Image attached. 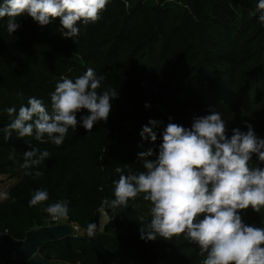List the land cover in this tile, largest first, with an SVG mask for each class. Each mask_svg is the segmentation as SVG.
<instances>
[{
	"label": "trees",
	"instance_id": "1",
	"mask_svg": "<svg viewBox=\"0 0 264 264\" xmlns=\"http://www.w3.org/2000/svg\"><path fill=\"white\" fill-rule=\"evenodd\" d=\"M111 2L112 0H109V3ZM120 2L130 5V15L128 13V18L121 21L125 25L124 29L128 26L134 29L139 22L140 28L149 27L148 34L143 38L145 48L149 52L155 51L156 42L157 45L160 43L163 12L174 8L173 20L176 27L189 25L192 28V35L188 40L190 46L185 52L188 53L193 48L194 56L200 54L199 61L189 66L193 67L190 73L195 72L196 85L208 75L213 77L216 74L218 81L229 83L228 79L222 77L229 73L235 77L233 75L240 71L243 63L250 62L247 71L242 74L243 87L239 92V95L241 93L245 95L244 102L237 107L254 113L255 116H262L264 24L260 23L255 27L259 16L256 11L258 0H126V2L120 0ZM107 7L112 9L109 5ZM138 8L145 16L141 19L142 13L136 21V17L133 18L132 15ZM104 13L107 15V12ZM155 17L156 21L152 20ZM6 20L7 18L0 19V37L1 24ZM252 27H255L254 31L248 34L242 43H238V37L243 38L242 34L245 35ZM198 41L201 42V46ZM207 45H214L216 48H206ZM8 52L11 54L8 55ZM47 59L53 60L50 52L36 48L32 38L26 41H14L10 38L0 40V129L6 127L14 118L8 116L6 109L15 106L18 111L21 105H27L30 97L42 100L45 107L52 110L50 95L55 88L53 84L45 82V79L52 76L54 71L52 62H48ZM209 61L227 63L229 69L217 73L208 68ZM231 83L233 85V81ZM253 85L256 86L254 96L253 93L250 95V88ZM208 87L209 92L210 85ZM251 97L253 106L249 100ZM212 103L209 99L206 107L217 112H228L234 107L220 101L215 103V106ZM116 119L114 126L107 128L93 126L89 132L81 130L78 133H67L60 147L63 151L69 152L61 165H57L51 154L47 159L46 171L32 169L33 172L41 171L43 175L32 176L35 179L34 184L24 195L20 196L16 189L10 188L7 196L0 199V232L15 239H22L27 230L33 225L40 224L47 216L42 210L44 207L63 201L69 208L68 220L76 223L78 232L42 243L37 249V254L41 258L53 264H160V256L147 255L150 249L149 241L141 239V228H146L151 220V203L143 199L144 194L130 199L127 207L106 209L107 220L102 229H97L93 237L86 234L88 223L97 224V211L102 200L114 199L113 181L119 179L115 169L122 168L125 175L137 174L136 169L140 166L131 164L130 158L135 156L133 147L140 141L141 131L137 130L134 123L126 120L120 107ZM14 134L16 133L13 132L12 136ZM33 147L34 141L30 139L5 140L4 133L0 132V174L15 169L19 158L23 159L24 154ZM23 171L25 173L26 170ZM24 173L23 178L26 177ZM38 189L46 190L49 199L42 205L30 206L31 196ZM240 215L246 225L262 227L258 219L259 213L253 212L251 208L241 211ZM1 261L2 264H29L26 261L4 257Z\"/></svg>",
	"mask_w": 264,
	"mask_h": 264
},
{
	"label": "clouds",
	"instance_id": "2",
	"mask_svg": "<svg viewBox=\"0 0 264 264\" xmlns=\"http://www.w3.org/2000/svg\"><path fill=\"white\" fill-rule=\"evenodd\" d=\"M126 2V0H125ZM109 0H2L0 19L7 18V32L11 35L20 25L17 18L27 15L41 27L59 18L64 38L77 37L79 24L96 23ZM258 21L264 24V0H258ZM104 76L88 68L75 80L60 77L51 93V109L42 100L30 97L27 105L6 109L11 122L0 129L5 140L13 132L20 138L32 136L41 143L61 146L69 128L79 124L86 132L98 121H106L110 101L117 97L115 89L98 93ZM148 107V105H145ZM87 115L77 120L76 114ZM157 121H149L140 132L142 139L156 140L153 128ZM247 131L233 129L227 136L225 120L219 112L194 118L191 128L168 123L162 133V143L155 159L148 150L139 154L143 169L137 174H123L117 167L119 179L113 181L114 199H103L99 211L127 207L130 199L140 194L151 203L150 223L141 228V239L164 240L184 236L199 248L205 257L202 264H264V227L249 226L240 212L251 208L260 213L264 208V167L250 162L256 156L264 164V139L258 138L251 124ZM45 136L47 140H45ZM51 156L48 150L32 148L24 154L20 167L25 175L40 177L33 172ZM7 194H5V197ZM49 199L46 190L34 191L30 206L42 205ZM52 220L68 219L69 208L63 201L48 204L42 209ZM98 226L88 223L86 234L95 236Z\"/></svg>",
	"mask_w": 264,
	"mask_h": 264
},
{
	"label": "rangeland",
	"instance_id": "3",
	"mask_svg": "<svg viewBox=\"0 0 264 264\" xmlns=\"http://www.w3.org/2000/svg\"><path fill=\"white\" fill-rule=\"evenodd\" d=\"M107 5L112 9H108L106 6L96 23H90L86 26L79 24L80 33L73 39H66L62 36L59 18L49 25L41 27L32 18L24 15L17 18L16 23L20 27L11 35L7 32V20L1 24L2 36L0 40L10 38L14 41H26L28 38H32L36 48L50 52V57L53 60L47 59V61L52 62L54 73L52 76L47 77L45 82L48 81L51 85L53 84L54 88L60 82V77L75 80V78L83 75L88 68L93 69L98 77L104 76L101 87L97 89L98 93L115 89L117 97L110 101L111 110L107 120L98 121L94 125L95 127L107 128L114 126L117 121L118 107L124 112L126 120L134 123L139 131H142L144 126H150L149 121H157V126L153 128L156 140L152 141L150 138L145 137L134 144L135 156L130 158V163L140 164L136 169L137 173L144 171L143 161L139 159L140 153L151 150L153 156L148 157V159H155L158 155L159 146L162 143V133L168 123L171 122L184 128H191L194 118L206 116L213 111L217 112L213 108L206 107L209 99L214 106L219 101L234 106L231 111L219 112L225 120L226 134L229 138L233 129L246 132V125L251 124L255 135L260 139H264V113L262 116H255L254 113L237 107L244 102L245 95L243 93L239 95V92L240 88L243 87L241 86L242 74H245L250 62L243 63L240 71L233 75L235 77H232L230 73L222 77L228 79L229 83L222 82V80L218 81L216 79L218 74H216L213 77L208 75L196 85L195 72L190 73L193 67L190 68L189 66L199 61L200 54L194 56L192 53L193 48L188 53L185 52L190 46L188 40L192 35V28L189 25L176 27L173 20L175 12L173 7L166 13L163 12L162 17L164 20L160 43L157 45L156 42L155 51L149 52L145 48V42H143V38L148 34L149 27L140 28L139 22L134 29L129 28V26L124 29L125 25L121 23L124 18H128V13L130 15V5L120 2V0H112ZM108 10H112V12H108ZM104 12H107V15ZM142 13L143 11L138 8L132 16L133 18L136 17L137 21ZM144 16L143 13L141 19ZM156 19L155 17L152 20L156 21ZM258 24L260 22L257 19L255 27ZM255 27L249 29L245 35L242 34L243 38L238 37L237 42L242 43L244 38L254 31ZM198 42L201 46V42ZM198 42L195 44L197 45ZM206 48L216 47L207 45ZM216 50L222 52L220 49ZM7 54L10 55L11 52ZM208 66L217 73L229 69V65L224 62L209 61ZM231 81H233V85ZM209 85L210 91L208 92L207 87ZM255 92L256 86L253 85L250 88V95L253 93L254 96ZM262 92L261 100L264 99V89ZM249 100L253 106V97ZM145 105H148V107H145ZM84 115H87L86 110L78 112L76 114L77 120L80 121V118ZM81 130L85 129L78 124L75 129L69 128L68 133H78ZM11 138L34 141V148L41 151L48 150L54 156L57 165H61V162H64L68 156L69 150L63 151L60 146L53 145L51 142L41 143L35 140L34 135L20 138L16 133ZM45 140H47L46 136ZM22 163L23 159L20 160L19 158L15 169L0 174V199L5 197L10 188L16 189L19 195L22 196L33 186L35 179L32 176L22 177L24 173V169L20 167ZM250 163L253 166L264 167V164L258 162L256 156H253ZM46 165L47 159L35 169L44 172L46 171ZM74 187L76 188V185ZM259 215V222L264 227V208L261 209ZM106 220V214L98 209V230L102 229ZM45 228H57L58 231H68L71 234L77 233L79 229L76 223L68 219L54 221L47 215L40 224L33 225L27 232H40ZM149 244L150 249L147 255L151 257L160 256V264H202V260L205 258L199 255L198 246L185 239L183 235L173 237L170 240H164L157 236L156 240L149 241Z\"/></svg>",
	"mask_w": 264,
	"mask_h": 264
},
{
	"label": "water",
	"instance_id": "4",
	"mask_svg": "<svg viewBox=\"0 0 264 264\" xmlns=\"http://www.w3.org/2000/svg\"><path fill=\"white\" fill-rule=\"evenodd\" d=\"M71 235L70 232L58 231L57 228H45L40 232H27L22 239H15L0 232V264L1 259L26 261L29 264H53L37 254L39 246L47 241Z\"/></svg>",
	"mask_w": 264,
	"mask_h": 264
},
{
	"label": "built area",
	"instance_id": "5",
	"mask_svg": "<svg viewBox=\"0 0 264 264\" xmlns=\"http://www.w3.org/2000/svg\"><path fill=\"white\" fill-rule=\"evenodd\" d=\"M78 231V230H77ZM76 233H74L73 235H75Z\"/></svg>",
	"mask_w": 264,
	"mask_h": 264
}]
</instances>
